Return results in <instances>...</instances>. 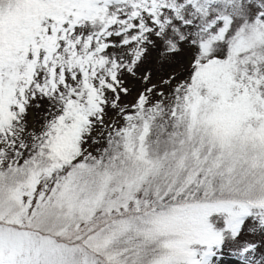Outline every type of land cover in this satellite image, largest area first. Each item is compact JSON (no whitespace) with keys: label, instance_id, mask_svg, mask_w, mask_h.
Here are the masks:
<instances>
[{"label":"snow or ice","instance_id":"6c2138e0","mask_svg":"<svg viewBox=\"0 0 264 264\" xmlns=\"http://www.w3.org/2000/svg\"><path fill=\"white\" fill-rule=\"evenodd\" d=\"M264 264V0H0V264Z\"/></svg>","mask_w":264,"mask_h":264},{"label":"rangeland","instance_id":"374dc122","mask_svg":"<svg viewBox=\"0 0 264 264\" xmlns=\"http://www.w3.org/2000/svg\"><path fill=\"white\" fill-rule=\"evenodd\" d=\"M222 264H235V262L231 259V257L225 255Z\"/></svg>","mask_w":264,"mask_h":264}]
</instances>
